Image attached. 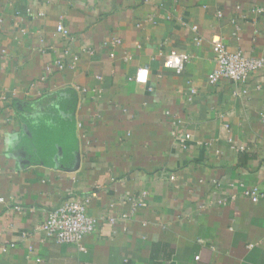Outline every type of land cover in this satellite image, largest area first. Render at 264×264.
<instances>
[{
	"label": "crops",
	"instance_id": "obj_1",
	"mask_svg": "<svg viewBox=\"0 0 264 264\" xmlns=\"http://www.w3.org/2000/svg\"><path fill=\"white\" fill-rule=\"evenodd\" d=\"M0 18V264H264V69L207 78L214 40L264 57V0H0ZM73 198L99 219L83 250L38 229Z\"/></svg>",
	"mask_w": 264,
	"mask_h": 264
},
{
	"label": "built area",
	"instance_id": "obj_2",
	"mask_svg": "<svg viewBox=\"0 0 264 264\" xmlns=\"http://www.w3.org/2000/svg\"><path fill=\"white\" fill-rule=\"evenodd\" d=\"M2 19L0 18V24ZM55 30L57 33L67 37L69 31L61 20L57 21ZM104 45L107 42L103 43ZM111 44L118 45L120 40L114 38L111 40ZM44 50H41L43 52ZM89 54L93 53L92 49L87 50ZM74 57V61H76ZM191 59V55L188 53H176L170 51L163 59V66L168 69H172L176 72H180L185 63ZM212 61L213 69L207 75L208 80L211 83L218 81L221 78L227 79L232 82L244 83L247 76L255 71L264 69V57L262 56H246L240 50L230 51L225 44L218 40L212 41ZM59 69H63L66 63L61 60L53 62ZM73 65V62L70 63ZM50 70L51 66L46 67ZM143 77V78H141ZM129 80L134 79L138 82L146 80V70L139 69L135 72L134 76H129ZM193 90H191L192 92ZM261 124L264 126V113L260 115ZM189 134L183 136L187 139ZM184 146V144H182ZM170 179H174L173 175H169ZM244 195L249 197L251 201L256 202L262 196L260 190L257 187L245 188ZM146 192H142L140 196L128 198V206L126 212L122 213L118 217H110L109 221L115 223L117 219H127L134 212L146 205L145 202ZM87 198H73L63 201L58 206L52 208L47 213V217L38 225V229L41 231L44 237L50 238L57 243L61 244H75L81 250L84 249V238L90 233L94 232L99 219L89 214L87 209ZM8 247H14V243L8 245H2L1 251H6ZM196 259L199 257L196 256ZM87 264V263H85Z\"/></svg>",
	"mask_w": 264,
	"mask_h": 264
},
{
	"label": "snow or ice",
	"instance_id": "obj_3",
	"mask_svg": "<svg viewBox=\"0 0 264 264\" xmlns=\"http://www.w3.org/2000/svg\"><path fill=\"white\" fill-rule=\"evenodd\" d=\"M141 78H143V77H141Z\"/></svg>",
	"mask_w": 264,
	"mask_h": 264
}]
</instances>
